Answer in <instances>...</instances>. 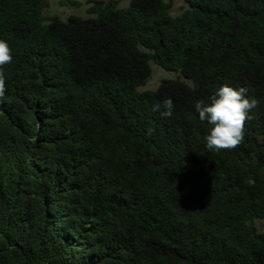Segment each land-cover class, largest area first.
Here are the masks:
<instances>
[{
	"label": "trees",
	"instance_id": "trees-1",
	"mask_svg": "<svg viewBox=\"0 0 264 264\" xmlns=\"http://www.w3.org/2000/svg\"><path fill=\"white\" fill-rule=\"evenodd\" d=\"M61 1L0 0V264H264V0ZM224 84L258 104L209 149Z\"/></svg>",
	"mask_w": 264,
	"mask_h": 264
},
{
	"label": "clouds",
	"instance_id": "clouds-1",
	"mask_svg": "<svg viewBox=\"0 0 264 264\" xmlns=\"http://www.w3.org/2000/svg\"><path fill=\"white\" fill-rule=\"evenodd\" d=\"M11 60V47L6 40L0 39V98H3L6 92L3 65ZM247 91L243 86L234 88L224 84L210 98V103L200 100L195 104L200 120L212 125L206 137L209 149H234L243 142L246 121L252 118L250 112L258 104L257 99L246 95ZM173 107L172 99L167 98L162 105H153V110L160 111L163 117H169ZM161 108L164 110L161 111Z\"/></svg>",
	"mask_w": 264,
	"mask_h": 264
},
{
	"label": "rangeland",
	"instance_id": "rangeland-1",
	"mask_svg": "<svg viewBox=\"0 0 264 264\" xmlns=\"http://www.w3.org/2000/svg\"><path fill=\"white\" fill-rule=\"evenodd\" d=\"M48 5L44 10L45 16L58 15L62 19H66L68 15L75 14L81 17H87L88 13L86 11L87 4L84 1H79L77 4H70L67 2H62L61 0H47ZM129 0H119L120 5H126ZM171 2V13L176 15L179 14L183 9L187 7L184 0H167ZM151 75L146 81V83L139 87L140 90L144 89H155L159 82L163 78H176L182 77L179 73L174 71L165 70L158 65L151 63ZM255 225L259 231L264 230V221L261 219L255 220Z\"/></svg>",
	"mask_w": 264,
	"mask_h": 264
}]
</instances>
